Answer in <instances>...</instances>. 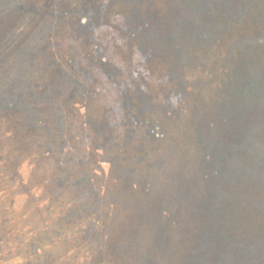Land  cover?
I'll return each mask as SVG.
<instances>
[{"label":"trees","instance_id":"1","mask_svg":"<svg viewBox=\"0 0 264 264\" xmlns=\"http://www.w3.org/2000/svg\"><path fill=\"white\" fill-rule=\"evenodd\" d=\"M9 32L0 152L50 173L0 187V264H264V0H0V49ZM216 90L232 112L191 134L212 127L208 152L170 137ZM76 98L89 133L41 110Z\"/></svg>","mask_w":264,"mask_h":264},{"label":"rangeland","instance_id":"2","mask_svg":"<svg viewBox=\"0 0 264 264\" xmlns=\"http://www.w3.org/2000/svg\"><path fill=\"white\" fill-rule=\"evenodd\" d=\"M12 15H9L7 19L5 20L7 30L10 29V20ZM46 25V21L40 22V25L35 23L33 26L32 24L29 26L31 29H37V31L44 30ZM29 29V28H28ZM248 29V25L245 26V30ZM10 31V30H9ZM11 32L6 36L8 38L7 41H2L3 46L0 49V89L1 88H8L11 86L13 82V70H14V45L10 42L9 39H11ZM224 44L225 45H233L235 41V36H227L224 38ZM3 83H2V82ZM226 95L223 91H213L209 93V98L206 97L198 99V101H195L192 108V117L194 119V123L191 124L187 130H178L177 133H171L170 137L174 138L175 135H178L180 133L186 135L181 137L185 143L188 146H193L198 151L199 148L201 150V147L205 148V153L208 152V144L211 140H217L216 135L217 133H207L209 130H212V127L209 130H206V133H200L202 136V141L199 143L192 142L191 134H193L194 130L197 128V126L204 124L208 125V121L212 119H222V114H228L229 112H232L230 104L233 103V101L230 102V104L226 103ZM97 106L87 99H80L76 98V102L68 103L61 102L60 104H57V106H54L52 104H45L41 110H45L46 114L52 115L54 113H65L68 117V121L71 125L73 124H80L85 128L84 132L89 133V123L93 119L94 116V110ZM11 118V112H7L6 110L4 112L0 111V133H10L9 130V123L7 122ZM241 133H231V138L233 140H237ZM249 134V133H246ZM219 139V138H218ZM231 140L230 142H234ZM223 141H226V138H223ZM229 148H232L228 146ZM226 149V146L224 147ZM0 187L4 186L5 191L8 195H10V198H14L15 195L17 196V193H15V190L13 186H10V182H13L14 176L19 177L20 174L23 176L28 177L27 183H33L34 177H37L38 180L43 179L44 176H47L50 173V167L48 165H43L41 162L35 165V162L31 159L29 155L26 154V152H23L21 154L22 158H27L22 163H20V166L17 162L12 163L13 156L10 153V151H4L0 152ZM12 156V157H11ZM35 158H38L40 156H33ZM21 161V158H19ZM18 159V161H19ZM11 166V167H10ZM9 198V199H10ZM27 202L23 206V210L26 212V214L30 215V218L28 220L29 224L37 225L38 223H41V220L35 216L31 218V211L35 209L32 200H30L31 197L27 195ZM5 206V204H4ZM3 206V208H4ZM2 208V213L0 216V234L5 237L6 242H9V239L12 235H14V228L11 224V221H5L3 217H10L11 210H9L8 207ZM3 218V220H2ZM37 219V220H36ZM33 231H30L28 235H32L35 233V228L32 227ZM2 246V245H1ZM49 260V259H47ZM46 264V263H45ZM48 264H60V262L50 259Z\"/></svg>","mask_w":264,"mask_h":264}]
</instances>
